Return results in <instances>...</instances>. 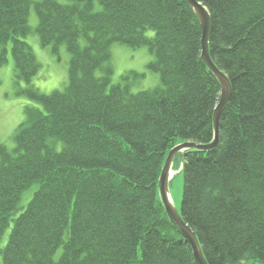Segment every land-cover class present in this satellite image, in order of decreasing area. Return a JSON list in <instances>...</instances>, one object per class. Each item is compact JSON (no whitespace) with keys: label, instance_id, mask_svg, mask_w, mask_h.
Listing matches in <instances>:
<instances>
[{"label":"trees","instance_id":"1","mask_svg":"<svg viewBox=\"0 0 264 264\" xmlns=\"http://www.w3.org/2000/svg\"><path fill=\"white\" fill-rule=\"evenodd\" d=\"M65 1L0 0L15 82L44 107H25L14 150L0 143V246L12 226L2 264H198L159 193L173 147L214 139L221 85L202 59L197 15L185 0ZM198 1L231 98L218 144L185 153L182 215L209 264H264V0ZM32 8L42 46L71 55L62 91L32 83L41 66L24 40ZM114 43L147 47L161 84L133 92L128 75L113 84Z\"/></svg>","mask_w":264,"mask_h":264},{"label":"rangeland","instance_id":"2","mask_svg":"<svg viewBox=\"0 0 264 264\" xmlns=\"http://www.w3.org/2000/svg\"><path fill=\"white\" fill-rule=\"evenodd\" d=\"M60 1L66 3L65 0ZM99 7L100 5L98 4L96 9ZM29 25L31 32L24 40L29 43L41 64L38 73L32 81L34 87L38 88L44 94L64 90L69 77L70 53L65 45H61L58 52H54L51 46H42L36 29L38 19L34 8L31 9L29 15ZM147 35L153 36L154 32L149 30ZM81 44L83 46L86 44L84 39L81 40ZM11 46L12 41H9L4 46L0 45V49L3 47L8 49V61L0 67V143L5 144L9 150H14L16 148V131L26 120L25 107L32 105L41 110H44V107L40 103L31 100L26 94L21 93L27 87L25 82L21 81L20 84H16L15 63L11 54ZM153 60L154 55L145 46L131 48L126 45L114 43L111 47L110 59V64L113 68L112 83H123V77L128 75L129 78L125 82L131 86L133 92L153 89L159 86L161 84L160 75L150 71L147 67ZM100 73L98 71V74ZM182 162L180 156L177 155L172 165L174 173L169 181L170 197L174 206L180 212H182L184 189V174L181 172ZM35 190L36 185L25 190L19 204L20 207L27 205ZM11 228L12 226L6 229L2 238L1 248L8 242ZM0 264H2L1 254ZM246 264L258 263L250 260Z\"/></svg>","mask_w":264,"mask_h":264},{"label":"water","instance_id":"3","mask_svg":"<svg viewBox=\"0 0 264 264\" xmlns=\"http://www.w3.org/2000/svg\"><path fill=\"white\" fill-rule=\"evenodd\" d=\"M188 5L194 10L197 15L201 28H202V59L207 64L212 73L218 78L221 85V96L219 103L214 111L213 127H214V139L209 144H199L193 141H186L173 147L168 153L165 163L163 165L161 175L159 178V193L164 204L165 210L171 221L178 228L181 235L188 241L192 248L193 255L198 264H209L204 252L202 250L201 243L197 234L186 223L183 218L182 212H180L173 204L170 197L169 181L174 171L172 165L177 155L183 161L185 153L190 149L210 150L214 148L219 141L220 133V121L222 113L227 106L231 98V85L227 75L221 71L213 62L210 55L209 38L211 32V17L207 7L198 0H185Z\"/></svg>","mask_w":264,"mask_h":264}]
</instances>
